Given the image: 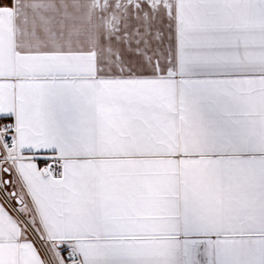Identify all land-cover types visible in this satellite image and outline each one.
I'll use <instances>...</instances> for the list:
<instances>
[{
    "label": "snow or ice",
    "instance_id": "snow-or-ice-1",
    "mask_svg": "<svg viewBox=\"0 0 264 264\" xmlns=\"http://www.w3.org/2000/svg\"><path fill=\"white\" fill-rule=\"evenodd\" d=\"M0 264H264V0H0Z\"/></svg>",
    "mask_w": 264,
    "mask_h": 264
}]
</instances>
